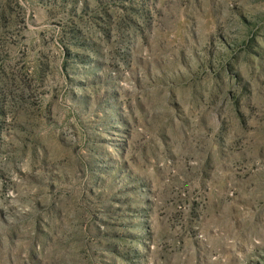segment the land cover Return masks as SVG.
Here are the masks:
<instances>
[{
    "label": "rangeland",
    "instance_id": "rangeland-1",
    "mask_svg": "<svg viewBox=\"0 0 264 264\" xmlns=\"http://www.w3.org/2000/svg\"><path fill=\"white\" fill-rule=\"evenodd\" d=\"M0 264H264V0H0Z\"/></svg>",
    "mask_w": 264,
    "mask_h": 264
}]
</instances>
